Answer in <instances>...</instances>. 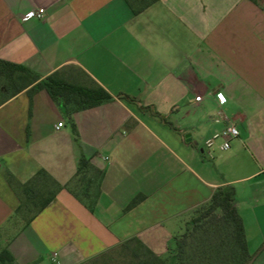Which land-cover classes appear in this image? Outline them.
Instances as JSON below:
<instances>
[{"label": "crops", "instance_id": "obj_1", "mask_svg": "<svg viewBox=\"0 0 264 264\" xmlns=\"http://www.w3.org/2000/svg\"><path fill=\"white\" fill-rule=\"evenodd\" d=\"M0 59L39 80L81 70L112 95L71 113L30 86L0 98V251L89 264L138 238L165 255L216 188L244 180L233 188L258 246L249 264H264V0H157L138 13L127 0H0ZM228 121L230 149L206 148ZM82 155L92 169L79 197L69 187ZM40 170L61 187L34 214L19 206Z\"/></svg>", "mask_w": 264, "mask_h": 264}, {"label": "trees", "instance_id": "obj_2", "mask_svg": "<svg viewBox=\"0 0 264 264\" xmlns=\"http://www.w3.org/2000/svg\"><path fill=\"white\" fill-rule=\"evenodd\" d=\"M156 1L127 0L135 13ZM252 1L259 3V0ZM79 73L86 76L81 70ZM0 80L3 81V85L11 87L12 94L30 86L27 92L32 98L36 91L46 90L67 113L95 107L112 99V95L105 88L91 79L81 80L57 70L39 80L27 66L3 59H0ZM71 126L75 136H78L76 124L72 120ZM91 169L90 160L82 155L73 179L81 176V179L85 180ZM41 180V188H38ZM46 185H50L48 195H45ZM60 187L45 170H40L35 178L26 184L27 197L21 202L19 209H32L36 214L52 201ZM85 190L86 188L83 195ZM33 197L39 198L40 202L30 204ZM142 198L140 195L134 197L129 207L136 205ZM188 238H192L190 243L193 247L192 252L186 248ZM251 259L244 222L235 205L234 188L225 185L216 188L210 199L195 211L192 218L186 222L183 233L176 237L174 247L167 254H157L140 239L130 238L91 260L89 264H249ZM0 264L18 263L10 251L4 248L0 251Z\"/></svg>", "mask_w": 264, "mask_h": 264}, {"label": "rangeland", "instance_id": "obj_3", "mask_svg": "<svg viewBox=\"0 0 264 264\" xmlns=\"http://www.w3.org/2000/svg\"><path fill=\"white\" fill-rule=\"evenodd\" d=\"M74 73H76L77 75H80L79 71L77 69L74 70ZM79 79H83V80H88L84 75L83 76H78ZM0 98L4 96L5 93L11 91V87L10 86H7V85H3V81L0 80ZM252 144V142H250ZM255 151V150H253ZM242 153L244 154V157L248 159V161L251 163L252 165V162H253V158H252V150H250L249 152L248 151H245V149H243ZM208 162L210 163H213V160L212 159H207ZM254 163V162H253ZM213 166V165H212ZM229 177H231L232 179H235L238 174L235 172V171H231V170H228L227 171ZM219 176H222V175H219ZM250 181H244V180H234L232 182L233 186L236 187V188H241L242 186H244L245 184H248ZM87 184H86V181L85 180H82L81 179V176H78L76 177L75 179H73L71 181V184H70V189L73 191V193H75L77 196L79 197H83V190L84 188H86ZM244 195H242V193L240 192L239 193V200L242 199ZM247 204V203H246ZM245 204V205H246ZM192 218V217H191ZM203 229V228H201ZM184 231V229H183ZM183 231L181 232V234L183 233ZM191 240L192 238H188L187 239V244H186V248H187V251L189 252H192L191 249H193L192 246H190V243H191ZM255 245V239L251 236V247H250V252L252 254H254L257 250V247L254 246ZM174 247V246H173Z\"/></svg>", "mask_w": 264, "mask_h": 264}, {"label": "built area", "instance_id": "obj_4", "mask_svg": "<svg viewBox=\"0 0 264 264\" xmlns=\"http://www.w3.org/2000/svg\"><path fill=\"white\" fill-rule=\"evenodd\" d=\"M44 11H45L44 8H40L35 11H29L23 16V20H27L33 17H42ZM196 100H201V96L200 95L196 96ZM58 125L61 126L62 123L60 122ZM238 136H239L238 127L234 123L228 121L226 123V126L222 130L213 133L210 137H208L205 140L204 144L206 148L210 149L216 143L219 142V147L221 150H228L231 147V141L234 138H237Z\"/></svg>", "mask_w": 264, "mask_h": 264}]
</instances>
